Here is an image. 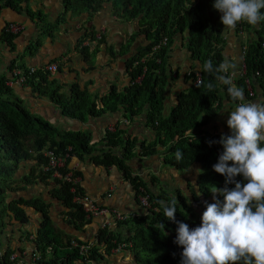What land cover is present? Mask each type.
<instances>
[{
  "label": "trees",
  "instance_id": "obj_1",
  "mask_svg": "<svg viewBox=\"0 0 264 264\" xmlns=\"http://www.w3.org/2000/svg\"><path fill=\"white\" fill-rule=\"evenodd\" d=\"M20 1L0 0V9L9 7L19 11L22 9ZM75 1L82 5V9L94 11L99 8L102 0ZM110 1L111 12L116 17L137 21V29L133 35L141 34L146 41L125 59L124 71L129 78L127 84L120 89L110 84L106 93L96 102V97L91 96L85 88L79 89L75 82L68 85L66 95L59 91L61 84L50 78L48 73L39 69L27 73L25 67L20 66L24 70V85L30 87L37 96L48 98L59 108L61 115L81 122H85L88 118L99 117L106 112L117 111L119 108L125 120H132L142 114L145 125L153 129L154 136L150 141L139 142L137 155H152L157 152L156 147L159 146L163 165L182 171L197 164L198 171L194 179L197 190L196 192L191 190L190 194L193 204L189 203L187 196L178 189H175L172 195L164 189H159L157 193L150 192L138 176L130 174L125 161L135 154L133 149L136 138H122L117 133L105 130L101 140L105 141L109 150H102L93 155L91 153L96 150V142H89L90 138L86 131L61 130L30 112L5 83L7 80L5 76L0 74V226L7 212L13 219L21 223L26 222L27 216L21 206L32 207L39 211L40 221L35 230L33 243L42 260L41 264L96 261L107 254L113 246L111 239L116 242L121 240L117 233L99 229L96 233V243L82 254L75 244L83 242L77 238L70 240L69 235L52 225L47 216L48 205L39 197H17L5 202L6 191L14 190L16 181L27 184L35 180L43 181L46 177L41 170L35 172V168L32 167L26 174L14 179L13 173L20 161L34 159L36 165H39L45 161L40 153L43 148H50L58 153L66 151L68 155L72 154L78 158L88 156L96 164L115 165L136 193L140 192V187L148 195L152 208L147 213L122 220L131 231L124 240L130 242L129 249L134 264H180L183 248L174 243L178 225L164 216L157 200L168 201L176 196L179 202L176 219L187 223L189 227H195L201 223L202 213L206 209L205 202H214L210 188L213 185L217 188L224 187L225 177L213 169L223 147L219 143L210 146L208 142L219 141L221 135L229 134V131L213 130L207 134L203 126L218 115L224 102L234 101L227 93V86L215 80L214 73L201 70L206 60H211L214 68L223 60L220 36L223 24L220 15L213 7L214 0ZM65 2V8H71L70 1ZM23 9L30 18H33V15L41 16L39 12H32L27 7ZM261 11L264 13V9ZM89 19L90 17L87 16L84 33L92 39L93 30ZM177 33L185 36L184 47L188 58L198 62L200 81L203 80L205 84L211 81L216 87L208 91L203 85L198 87V84H191L187 94L181 91L175 94L167 113L163 114L162 109L168 90V52ZM252 35L243 52L244 73L236 74L233 80L238 87L243 88L246 99L264 102V20H261L256 28L254 27ZM0 38L10 50L13 49V34L8 32L5 26L0 30ZM162 38H164L163 43H161ZM40 43L41 40L36 39L28 48L35 49ZM106 49L110 56L114 55L111 46H107ZM78 52L84 60H87L89 53L85 47L81 46ZM140 58H143V61H140ZM141 74L142 76L135 80ZM245 79L249 88L254 91L251 98L247 95ZM111 147H119L120 152L112 153ZM178 151L181 153L179 159ZM153 178L151 176L150 181ZM236 179L243 178L238 176ZM228 186L234 187V184ZM77 189L81 190L78 184ZM49 193L69 209L65 212L69 217L68 223L75 229L80 228L85 220L80 207L71 201L67 184L55 180V186L49 190ZM216 196L223 199L219 193ZM162 223L165 225L164 229L160 227ZM100 243L104 244L102 252L99 251Z\"/></svg>",
  "mask_w": 264,
  "mask_h": 264
},
{
  "label": "crops",
  "instance_id": "obj_2",
  "mask_svg": "<svg viewBox=\"0 0 264 264\" xmlns=\"http://www.w3.org/2000/svg\"><path fill=\"white\" fill-rule=\"evenodd\" d=\"M65 1L21 0L20 6L22 9L19 11H14L9 7L0 9V30L9 22H14L20 26L19 31L13 34V49L10 50L0 38V74L5 76L7 79L5 83L8 84L9 71L15 64L23 67L40 66L52 60H59L57 71L49 76L55 79L58 84H61L59 91L67 95L68 85L75 82L79 89L85 88L91 96L96 97L97 102L99 97L106 93L110 84L120 89L128 83L129 78L124 71L125 59L146 41L141 34L133 35V32L137 29L136 20H123L111 12L110 0H102L99 8L94 11L82 9V5L75 0H68L71 8L66 9ZM24 7L29 8L32 12H39L41 16L35 17L33 15V18H30L25 13ZM87 16L90 17L89 23L92 25V39L84 33ZM244 24L247 28L250 26L243 22ZM241 27L240 23V25L237 24L235 29L238 30ZM254 27L256 28V25L251 26V35L248 40L253 37ZM241 30L239 29L237 32L231 30L227 31L226 35H221L222 61L229 57H236L235 75L238 73L240 64H243L244 70L243 52L248 42V40L242 42L241 36L238 34ZM175 37L176 35L169 50ZM36 39L41 40L40 45L30 50L28 46L32 45ZM240 45H243V48H240ZM81 46L85 47L89 53L87 60H84L81 53L78 52ZM107 46L112 47L113 56L108 54ZM183 48L187 53L184 45ZM191 62L196 63L195 65L198 64L197 61ZM167 64L169 72L167 77L168 90L162 109L163 114L167 113L175 94L179 91L187 94L191 86V82L188 83L187 80V88L180 85V75L178 79H174L175 72L173 71V74H171L168 58ZM8 86L22 100L30 112L39 115L53 126L61 130L86 131L90 138L89 142H96V150L91 153L93 155L102 150H109L105 141L101 140L105 130L117 133L122 138H136L133 149L135 154L125 161V164L128 166L130 174L138 176L150 192L157 193L159 189L163 188H167L166 191H168V186L171 184L166 174L168 169L175 171L174 176L180 177L181 173L178 174L180 171L162 164L161 148L159 146L156 147L157 152L152 155H137L139 142L141 140L150 141L154 136L153 129L145 125L142 114L137 115L132 120H125L122 110L119 108L117 111L106 112L99 117L88 118L85 122H81L61 115L55 104L44 96H37L27 85L8 84ZM248 100L255 101L254 99ZM233 107L223 106L216 116L222 118L220 123L229 133L230 129L227 126L228 111H231ZM139 116L142 120H137ZM209 122L212 124L214 120L211 119ZM203 127L208 134L207 124ZM217 130L220 131L221 129ZM111 150L114 154L120 152L119 147H111ZM63 165L73 173L77 172L75 176L78 185L83 192L93 198L96 204L109 210L140 212L137 201L140 192L136 193L115 165L103 166L92 162L88 156L78 158L72 154L64 159ZM32 167L35 168V172L40 170L34 159L20 161L13 173L14 179L26 174ZM151 176L154 177L152 181H150ZM14 184H16L14 190L6 191L5 202L17 197L30 198L37 196L47 203V216L52 225L69 235L70 240L77 238L81 242L96 243V233L100 229L101 221L108 218L107 216L90 218L82 216L85 222L80 228L75 229L68 223L69 217L65 214L69 209L49 193V190L55 186L54 179L44 178L43 181L35 180L33 183L27 184L16 181ZM21 207L27 216L26 222L21 223L13 219L9 212L3 216V224L0 226V249L3 250L6 256L14 254L15 259L19 260L21 264H41L42 260L33 243L35 230L40 221V212L32 207ZM105 229L111 233H117L121 237V240L117 242H128L124 238L131 231L125 223H122V220L109 222ZM74 264H134V261L129 246H126L117 251L109 250L107 254L96 261L85 263L75 261Z\"/></svg>",
  "mask_w": 264,
  "mask_h": 264
},
{
  "label": "clouds",
  "instance_id": "obj_3",
  "mask_svg": "<svg viewBox=\"0 0 264 264\" xmlns=\"http://www.w3.org/2000/svg\"><path fill=\"white\" fill-rule=\"evenodd\" d=\"M213 7L229 29L241 22L255 26L264 20V0H214ZM236 67L233 58L215 68L206 60L201 69L214 73L215 80L227 86L232 101L238 102L228 111L230 133L208 142L223 147L213 169L225 177L224 187L210 188L214 202H205L201 223L195 227L176 219V196L157 200L164 216L178 225L174 243L183 248L180 264H264V102L245 99L243 88L233 80ZM200 85L208 91L216 87L211 81L202 80ZM238 176L243 179L237 180ZM160 227L164 229V223Z\"/></svg>",
  "mask_w": 264,
  "mask_h": 264
},
{
  "label": "built area",
  "instance_id": "obj_4",
  "mask_svg": "<svg viewBox=\"0 0 264 264\" xmlns=\"http://www.w3.org/2000/svg\"><path fill=\"white\" fill-rule=\"evenodd\" d=\"M5 27H6V30L12 34L17 33L20 28L19 24H16L14 22H9ZM163 42H164V38H162L161 40V43ZM140 61H143V58H140ZM58 64H59V60L58 61L52 60L40 66H27L25 67V69L27 70L26 71L27 73H32L39 69L50 75V74H53L55 71H57ZM243 73H244L243 64H240L237 74L243 75ZM9 74H10V78L8 79V82H7L9 85L10 84H16V85L24 84V80H25L24 70L18 64H15L14 66H12V68L9 71ZM256 75H257V72H256ZM141 76L142 74L139 77H137V79L135 80H138ZM200 80H201V75H200V70L198 69L197 71L193 73L191 84H194V85L199 84ZM245 82H246L247 95L251 97L253 92L247 85L246 79H245ZM236 103L238 102H233L231 104L232 106L235 107ZM40 153L45 158L44 163L39 164L40 170L42 171L43 174L46 175L45 178L54 179L57 181H64L68 186L69 193L71 194V201L80 207V210L85 218L98 217V216L108 217L101 221L100 229H105L108 226L109 222L111 221L126 220L129 218L136 217L138 215H143L147 213L149 209L152 208L148 201V195L141 188H139L140 194L137 198L138 205L140 207V212H133V211L122 212L116 209L109 210L104 206L98 205L95 203L93 198L89 197L85 192L82 191V189L81 190L77 189L78 181H77L76 176L73 174L71 170L65 168L63 165L64 159L68 156L66 151L62 153H58V152H55L53 149L43 148L40 151ZM110 242L113 245L109 249L110 251H117L126 246L130 247V242H126V243L116 242L114 239H111ZM92 244H93L92 242H83L81 244H75V245L77 246L79 253L85 254L87 252V249L90 246H92ZM103 249H104V244L100 243L99 251L102 252ZM5 262L8 264H21L19 260L15 259L14 254H8L6 256L3 250L0 249V264H3Z\"/></svg>",
  "mask_w": 264,
  "mask_h": 264
},
{
  "label": "rangeland",
  "instance_id": "obj_5",
  "mask_svg": "<svg viewBox=\"0 0 264 264\" xmlns=\"http://www.w3.org/2000/svg\"><path fill=\"white\" fill-rule=\"evenodd\" d=\"M217 14H219L221 16V13L217 10ZM240 24V23H238ZM241 28L242 29L240 33H238L241 36V40L246 41L248 40V38L251 35V26H248V28L246 26L243 25V22H241ZM238 29V30H239ZM234 30L235 32H237L238 30L236 29H229L227 27L222 28V31L220 33V36H224L227 34V31H231ZM253 33V32H252ZM185 43V37L183 34L177 33L176 37L174 39L173 45L171 46V49L168 52V62H169V66H170V71L171 74H173V71L175 72V76L174 79H178L179 75L181 78L180 81V85H184V87H186L187 81L188 83H190L192 81L193 78V73L195 71H197L199 69V65H195L196 63H193L189 60L188 58V54L184 51L183 45ZM244 44V43H242ZM242 48L243 45H240ZM229 57V56H227ZM236 59V57H232V58H228V59ZM186 62V63H184ZM196 68H198L196 70ZM187 80V81H186ZM187 88V87H186ZM188 90V89H187ZM186 90V91H187ZM226 105H230L232 106L231 103H225L224 102V106ZM230 109V108H229ZM229 118V117H228ZM222 118L219 117H215L212 120H214V123H210L207 124V132L208 134L210 133V131L212 130H217V129H225V127L220 123ZM137 120H142L141 116H139V118ZM58 128V127H57ZM198 171V165H192L190 167H188L186 170H182L179 173H181L180 177L177 175H173L175 173V171H173L172 169H168V171H166V174L168 176V178L170 179L171 184L168 186V191L167 188H163L168 194H173L175 189H179L183 194H185L187 196V200L189 203L193 204L191 198H190V194H191V190L196 192V186H195V177Z\"/></svg>",
  "mask_w": 264,
  "mask_h": 264
},
{
  "label": "bare ground",
  "instance_id": "obj_6",
  "mask_svg": "<svg viewBox=\"0 0 264 264\" xmlns=\"http://www.w3.org/2000/svg\"><path fill=\"white\" fill-rule=\"evenodd\" d=\"M126 222V221H125Z\"/></svg>",
  "mask_w": 264,
  "mask_h": 264
}]
</instances>
